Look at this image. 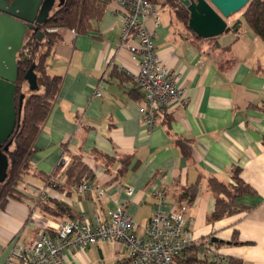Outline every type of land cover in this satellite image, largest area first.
<instances>
[{"label":"crops","instance_id":"crops-1","mask_svg":"<svg viewBox=\"0 0 264 264\" xmlns=\"http://www.w3.org/2000/svg\"><path fill=\"white\" fill-rule=\"evenodd\" d=\"M171 13L156 29L155 45L185 97L162 108L153 128L140 113L144 93L135 77L141 57L120 47L123 17L118 3H108L89 34L63 32L48 59L50 75L63 81L35 141L29 173L18 187L24 197L9 200L0 211V264L11 258L17 242L32 243L42 232L54 234L68 219L38 207L46 187L38 173L48 177L63 159L79 154L95 173L91 183L103 187L105 195L99 198L95 190L81 195L74 189L68 195L50 188L47 197L66 203L80 219L93 222L125 206L143 233L157 210H176L180 195L198 183L189 207L196 244L216 237L224 241L214 243L224 259L221 264L231 258L264 264V42L242 21L239 34L219 37L217 50L185 35ZM178 139L189 145V158ZM124 156L132 161L121 177ZM234 167L258 195L240 200L251 208L248 212L213 224L209 216L216 197L209 179L231 182ZM159 192L165 196L162 203ZM126 256L123 245L100 242L66 251L63 264H127ZM211 260L205 264H217Z\"/></svg>","mask_w":264,"mask_h":264},{"label":"trees","instance_id":"trees-1","mask_svg":"<svg viewBox=\"0 0 264 264\" xmlns=\"http://www.w3.org/2000/svg\"><path fill=\"white\" fill-rule=\"evenodd\" d=\"M151 1L159 4L158 0ZM180 1L164 0L163 6L169 7L176 19L188 27L190 13ZM108 3L109 0H64L63 5L53 10L47 23L40 27L38 33H42L43 37L38 38V33L30 35L26 39L22 51L18 54L19 78L15 100L18 119L15 132L10 139L12 145L7 153L10 161L8 177L0 185V211L5 208L9 200H21L24 197L23 193L18 191V187L25 181V176L29 173L31 168L30 158L34 153L35 141L48 119L61 89L62 77L52 76L49 73L48 59L53 49L62 42L64 31L74 30L81 35L92 32L93 23L102 19ZM242 11L241 18L231 19V25L228 27L226 34L231 32L239 34L243 25L242 20H244L249 24L254 34L264 42V0H251ZM193 40L211 45L214 49H220L219 37L202 39L194 34ZM26 49L29 50V53L25 52ZM32 67H34L40 86V90L37 92L30 91L24 80L26 73ZM261 71L264 74V67L261 68ZM114 73L119 75L117 71ZM22 97L24 98L20 112ZM166 124L169 130L168 123ZM177 143L181 146L183 155L189 158L191 149L186 140L178 139ZM131 161V156H124L121 159L122 168L118 171L119 176L122 177L126 174ZM241 174V169L234 167L231 182H222L216 177L209 179V188L216 197L215 209L209 216V222L215 224L251 210V208L241 204L240 200L245 196H257L258 194L252 186L243 180ZM38 176L45 180L47 190L53 188L66 192L68 195L73 193V189L77 185L92 182L95 179L94 171L86 163L85 156L80 154L70 157V161L66 166L60 165L50 176L45 177L40 173H38ZM199 188L198 183L189 187L180 195L179 204L187 203L191 206ZM37 205L42 212L47 214L81 220L69 205L53 200L51 197L39 196ZM210 238L207 242L211 243L213 247H217V243H212L214 237ZM206 262L200 256L199 247L196 244L188 250L185 258L178 260V264H205ZM227 264L243 263L237 258H231Z\"/></svg>","mask_w":264,"mask_h":264},{"label":"built area","instance_id":"built-area-1","mask_svg":"<svg viewBox=\"0 0 264 264\" xmlns=\"http://www.w3.org/2000/svg\"><path fill=\"white\" fill-rule=\"evenodd\" d=\"M120 6L123 17L120 47L134 58L140 56L139 72L135 80L144 93V104L140 113L149 128L158 123L162 108L170 103L183 101L185 90L177 84L175 73L161 62L155 45V31L161 25L158 4L151 0H109ZM151 23V25H149ZM29 53V50H25ZM102 93H98L101 96ZM70 159L62 161L63 166ZM75 192L81 195L96 191L97 196L105 195L103 187L91 182L79 184ZM47 188L41 190L40 197H47ZM129 195L133 194L128 189ZM160 202L165 201L162 192L157 194ZM189 205L180 204L176 210L162 212L157 210L145 230L125 206L107 213L105 217H95L93 222L87 219L63 221L56 233L42 232L32 243H16L15 250L6 264H63L64 253L70 250H83L100 242L119 243L126 250L127 264H178L188 250L196 244L190 231L191 217ZM200 256L206 261L213 257L215 263L224 262L209 242L197 243ZM205 257H210L206 259Z\"/></svg>","mask_w":264,"mask_h":264},{"label":"water","instance_id":"water-1","mask_svg":"<svg viewBox=\"0 0 264 264\" xmlns=\"http://www.w3.org/2000/svg\"><path fill=\"white\" fill-rule=\"evenodd\" d=\"M251 0H181L190 13L189 29L202 39L222 36L229 20L240 13ZM64 0H0V185L8 177L10 161L8 151L15 132L18 113L15 106L19 70L18 54L26 39L38 33L56 7ZM38 38L43 34L38 33ZM30 91L40 90L37 75L32 67L25 75ZM23 98L20 101V112ZM224 242L212 238V243ZM230 244V242H227Z\"/></svg>","mask_w":264,"mask_h":264},{"label":"rangeland","instance_id":"rangeland-1","mask_svg":"<svg viewBox=\"0 0 264 264\" xmlns=\"http://www.w3.org/2000/svg\"><path fill=\"white\" fill-rule=\"evenodd\" d=\"M163 1L164 0H158V2H159V4H158V10H159V14H160V18H161V23H162V19H164L165 18V15L167 16H171L172 15V13L170 12V8L169 7H165V6H163ZM241 15H243V11L242 12H240V13H238V14H236L235 16H233L231 19H234V18H241ZM173 16V15H172ZM230 19V20H231ZM244 19V18H243ZM229 20V21H230ZM243 22H244V25H247L248 26V28H250V26H249V24H247V22L246 21H244V20H242ZM177 24H178V26H179V28L180 29H182L183 30V32H184V34L186 35H188V36H190L192 39H194V34H193V32L192 31H190L189 29H188V27H186L183 23H181L179 20H177ZM206 259H210V257H205ZM211 262H213V257H212V260H211Z\"/></svg>","mask_w":264,"mask_h":264},{"label":"flooded vegetation","instance_id":"flooded-vegetation-1","mask_svg":"<svg viewBox=\"0 0 264 264\" xmlns=\"http://www.w3.org/2000/svg\"><path fill=\"white\" fill-rule=\"evenodd\" d=\"M58 1V0H57Z\"/></svg>","mask_w":264,"mask_h":264}]
</instances>
